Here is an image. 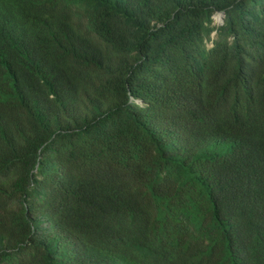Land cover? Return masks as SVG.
I'll return each instance as SVG.
<instances>
[{
  "label": "trees",
  "instance_id": "obj_1",
  "mask_svg": "<svg viewBox=\"0 0 264 264\" xmlns=\"http://www.w3.org/2000/svg\"><path fill=\"white\" fill-rule=\"evenodd\" d=\"M0 264H264V0H0Z\"/></svg>",
  "mask_w": 264,
  "mask_h": 264
},
{
  "label": "water",
  "instance_id": "obj_2",
  "mask_svg": "<svg viewBox=\"0 0 264 264\" xmlns=\"http://www.w3.org/2000/svg\"><path fill=\"white\" fill-rule=\"evenodd\" d=\"M216 14H219V15L221 16V20H220V22H222V20H223V14H224L223 10L216 11V12L213 14V17H214Z\"/></svg>",
  "mask_w": 264,
  "mask_h": 264
},
{
  "label": "bare ground",
  "instance_id": "obj_3",
  "mask_svg": "<svg viewBox=\"0 0 264 264\" xmlns=\"http://www.w3.org/2000/svg\"><path fill=\"white\" fill-rule=\"evenodd\" d=\"M214 20H215V21H218V23H219L220 20H221V16H220L219 14H216V15L214 16Z\"/></svg>",
  "mask_w": 264,
  "mask_h": 264
},
{
  "label": "rangeland",
  "instance_id": "obj_4",
  "mask_svg": "<svg viewBox=\"0 0 264 264\" xmlns=\"http://www.w3.org/2000/svg\"><path fill=\"white\" fill-rule=\"evenodd\" d=\"M215 22H217V21H215ZM217 23H218V22H217ZM210 45H211V42L209 41V42H208V46H210Z\"/></svg>",
  "mask_w": 264,
  "mask_h": 264
}]
</instances>
